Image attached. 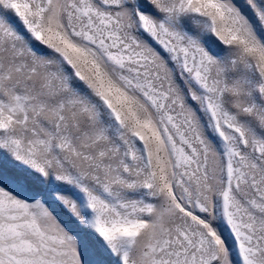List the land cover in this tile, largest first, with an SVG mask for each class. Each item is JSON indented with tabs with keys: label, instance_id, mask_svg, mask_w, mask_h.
<instances>
[{
	"label": "snow or ice",
	"instance_id": "snow-or-ice-1",
	"mask_svg": "<svg viewBox=\"0 0 264 264\" xmlns=\"http://www.w3.org/2000/svg\"><path fill=\"white\" fill-rule=\"evenodd\" d=\"M0 264H264V0H0Z\"/></svg>",
	"mask_w": 264,
	"mask_h": 264
}]
</instances>
